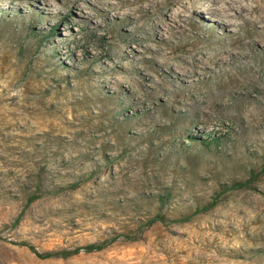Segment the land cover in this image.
Wrapping results in <instances>:
<instances>
[{"label":"rangeland","instance_id":"obj_1","mask_svg":"<svg viewBox=\"0 0 264 264\" xmlns=\"http://www.w3.org/2000/svg\"><path fill=\"white\" fill-rule=\"evenodd\" d=\"M79 1L0 0V264H264V24L197 6L191 57L132 89L117 66L173 49L184 16L163 9L157 40L156 12Z\"/></svg>","mask_w":264,"mask_h":264},{"label":"bare ground","instance_id":"obj_2","mask_svg":"<svg viewBox=\"0 0 264 264\" xmlns=\"http://www.w3.org/2000/svg\"><path fill=\"white\" fill-rule=\"evenodd\" d=\"M109 1L114 10L119 6L122 8L123 12L119 13L115 11V13H111L110 16L112 17V19L117 18L121 20V22H123L124 24L126 22H132L134 24L143 17L156 12L159 16L157 15L158 19L155 22L156 30L153 36L155 38L158 36L157 40L160 37V30L162 29L161 25L163 24L165 16L162 14L163 9L172 7L171 11L178 13L179 16H184L183 18L186 22L185 28L181 32L184 35L183 40L175 43L174 48L171 49L173 52H171V50L167 52L160 50V45L155 46L154 48H149L148 45H146L143 46L141 50L137 51V53L141 55V58L139 59H142L143 61V63L137 65V68H131L130 66H128L127 68L123 69L122 67L117 66V68L119 69L117 73H120L125 77V81L128 87L132 89H134L136 86H140L139 84L146 80L157 85V87L160 86L159 88H161L163 76L158 74L153 65H150L148 67V63L156 62V65L158 67H155L157 69H162L163 67L171 68V60L176 61L175 54H178L179 51H182L179 57L183 59L191 57V49L187 48V41H189V37L194 38L195 36H200V25L196 21L197 15L195 9L197 8V6H200V8L205 7L209 9L210 13L217 15V17H219V24L223 25V27L231 25L238 27L246 26L247 32H252L257 30V28L264 24V0H183L184 2L182 0H155L153 3H149V0H114V2H112L111 0ZM176 2L179 7H176ZM73 3L75 4V9L79 10L82 6V2L79 0H73ZM144 4H148L149 8L143 7L142 5ZM160 13L162 14L161 16ZM206 14V16L208 17L209 14ZM249 20L251 22L253 21L252 25L247 23ZM211 21H214V19ZM258 24L261 25L258 26ZM247 39L248 37L244 39L245 46H241V48L239 47V52H237L238 56L242 55V57H246L248 55V46H250L251 42ZM157 44H160V40ZM177 51L178 53H176ZM129 56L130 54L127 55V57ZM218 60L219 62L221 61L220 59ZM193 65H196L195 62H193ZM129 71H136L139 74L143 75V78H140V80L137 79V81H135L134 78L129 76ZM145 87L148 89H157V87H153L151 85H147ZM167 90L169 92L168 94H172L171 97H175V95L177 94V92L171 87H168ZM144 95L145 94L138 93L136 99H140Z\"/></svg>","mask_w":264,"mask_h":264},{"label":"trees","instance_id":"obj_3","mask_svg":"<svg viewBox=\"0 0 264 264\" xmlns=\"http://www.w3.org/2000/svg\"><path fill=\"white\" fill-rule=\"evenodd\" d=\"M238 186L242 187L243 185L238 184ZM233 188H236V185H233L230 187V189H233ZM33 201H34V198H31L28 200L27 204H30ZM213 206H214V204L212 203V204L207 205L202 210H199L197 212H206V211L210 210ZM156 222L165 223V217L157 215L148 221L147 226H151L152 224H154ZM116 238H114L113 240H116ZM23 245L26 246L37 258H40V259L67 258L68 256L78 254L81 250H84L85 252H94V251H100V250L104 249L106 246V244H104V243L103 244H89V245L84 246L82 248H77L71 252L59 251V252L40 253V252L36 251V249L32 245H29L27 243H23Z\"/></svg>","mask_w":264,"mask_h":264}]
</instances>
